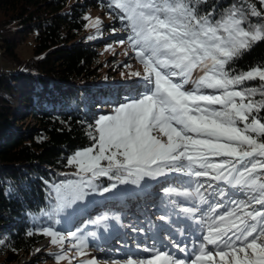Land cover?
I'll list each match as a JSON object with an SVG mask.
<instances>
[{"label": "snow or ice", "instance_id": "6c2138e0", "mask_svg": "<svg viewBox=\"0 0 264 264\" xmlns=\"http://www.w3.org/2000/svg\"><path fill=\"white\" fill-rule=\"evenodd\" d=\"M206 3L110 0L108 5L128 33L121 43L143 66L142 73L131 75L146 81L145 90L90 126L91 145L67 160L77 179L55 187L53 212L71 220L86 210L80 205L91 195L119 199L126 194L120 186L142 192L162 188L169 199L157 208L163 213L159 220L176 225L178 234L195 236L191 253L187 244L171 241L186 258L153 246L143 248L152 252L148 257L128 255L111 264H264V66L246 71L231 66L264 41V11L241 0L218 15L202 14L200 5ZM259 4L264 7V0ZM100 24L99 18L91 21L92 27ZM255 80L258 87L244 86ZM102 178L111 183L101 186ZM108 219L101 215L90 223ZM40 231L53 245L65 243V235L51 227ZM67 238L76 241L78 255H86L83 235L70 231Z\"/></svg>", "mask_w": 264, "mask_h": 264}, {"label": "trees", "instance_id": "16d2710c", "mask_svg": "<svg viewBox=\"0 0 264 264\" xmlns=\"http://www.w3.org/2000/svg\"><path fill=\"white\" fill-rule=\"evenodd\" d=\"M244 2L255 3L264 11L259 0ZM109 3L0 0V264H14L46 241L48 236L40 231L44 227L60 231L64 223H70L69 230L93 243L94 233L105 241L106 229L120 227L127 231L133 219L142 218L145 227L151 221L147 216L155 215L161 201L169 199L162 188L138 197L125 186L120 192L126 194L119 199L113 194L101 196L103 204L98 202L100 195L89 196L80 205L86 210L71 220L66 219V213L53 212L57 204L55 187L77 179L75 167L67 160L75 151L91 145L90 126L108 108L145 90V80L126 84L123 77L108 70L121 62L106 61L108 56L102 59L101 45L93 48L80 37L87 30L89 11L102 9L110 17L104 25H115L122 32L116 42L126 40L128 33L119 19L112 18L117 10L109 8ZM240 4L241 0H207L200 10L202 14L211 11L218 15L228 6ZM231 66L236 71L264 66V41L244 52ZM260 83L249 81L244 86L258 87ZM98 182L101 186L111 183L106 178ZM101 215L109 219L90 223Z\"/></svg>", "mask_w": 264, "mask_h": 264}, {"label": "rangeland", "instance_id": "374dc122", "mask_svg": "<svg viewBox=\"0 0 264 264\" xmlns=\"http://www.w3.org/2000/svg\"><path fill=\"white\" fill-rule=\"evenodd\" d=\"M107 1L110 2V0ZM87 17L89 18L87 30L80 37L85 39L86 42H89L93 48H95V46L98 47L101 45L102 59H105L106 56H108L106 61L110 60L115 62L119 60L121 62L119 66L116 64L109 66L108 70L113 71L114 74L119 77H123L126 80V84L129 83L128 81L130 80H133L132 83L143 80L141 77L131 75L133 72L137 71L142 73L143 66L138 62L135 53L131 51L127 44L116 42V40H118L122 34L120 29H118L115 25H104V23L108 22L110 19V17L105 14L104 10H90ZM97 18L100 19L101 24L98 28L92 27L91 21ZM89 37L92 38L90 39ZM23 53L27 54V51ZM103 62L101 65L104 64ZM113 109L114 108H108V112L102 115L110 114ZM149 183L156 184L155 181ZM121 187L123 188L125 186H120V188ZM127 189L135 193V196L142 197V191L134 189L133 186H128ZM151 190L152 189H149L148 191ZM99 197L100 198H98V202L103 204L102 197ZM161 214L163 213L157 211L155 215L153 213L148 215L147 217L151 218V221L150 223H147L145 227H142V218H139L138 220L133 219L131 221V225H128L131 229L128 227L127 231L121 230L120 227L108 228L106 229L107 239L105 241H102L96 233L91 235L94 243L88 237L84 236L86 242V247L83 249V251L86 253L84 256L78 255L77 250L72 247L76 241L67 238V233L71 231L69 230L71 225L70 223H64L62 227L63 230H60L61 233L66 237L65 243L63 245H53L51 243V238L48 237L46 241L42 242L38 246L33 247L29 251L28 255H21L14 264H25L33 259V264H80L81 260H86L89 258L96 259L97 264H111V262L114 260L122 261L126 259L128 255H133L134 257L139 256L141 258L150 256L152 252L143 251V248L145 247L151 249L154 246L155 249L163 251H167L169 248L176 250L177 248L171 242V237L174 236L180 238L179 236L182 234V232H179L178 234L177 226L171 224V222L165 224V222L157 221L158 219L156 218H159ZM134 228L136 229L135 231L133 230ZM141 228H143V231H140ZM122 231L124 232L123 237L120 238L119 236H122L120 234ZM169 233H171V237L169 236ZM184 235L191 236L187 235L186 232H184ZM95 242L99 245L96 246ZM137 245L140 247H137ZM175 252L180 255L179 250ZM46 253H51V255L47 256L45 255ZM57 255H65L66 258L64 260L57 261Z\"/></svg>", "mask_w": 264, "mask_h": 264}, {"label": "bare ground", "instance_id": "6f19581e", "mask_svg": "<svg viewBox=\"0 0 264 264\" xmlns=\"http://www.w3.org/2000/svg\"><path fill=\"white\" fill-rule=\"evenodd\" d=\"M179 237L181 238V240L183 241L184 244L188 245V253H191L192 248H193V243L195 242V236H185L184 232H182V234ZM188 241H190V242H188ZM183 254L184 253H182L181 256H177V258H181V259L186 258ZM176 255H174V256L176 257Z\"/></svg>", "mask_w": 264, "mask_h": 264}]
</instances>
